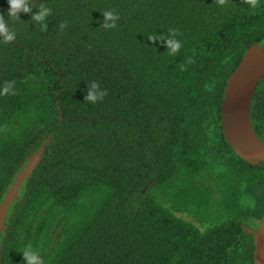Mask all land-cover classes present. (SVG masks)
<instances>
[{
    "label": "trees",
    "instance_id": "trees-1",
    "mask_svg": "<svg viewBox=\"0 0 264 264\" xmlns=\"http://www.w3.org/2000/svg\"><path fill=\"white\" fill-rule=\"evenodd\" d=\"M40 4L46 30L21 13L16 40L0 43V90L13 85L0 94V207L42 150L8 208L0 264H25L27 244L44 264H255L264 164L230 145L221 105L245 51L264 44V0ZM169 29L173 56L148 39ZM92 82L107 90L95 104ZM251 119L264 141V77Z\"/></svg>",
    "mask_w": 264,
    "mask_h": 264
},
{
    "label": "water",
    "instance_id": "water-1",
    "mask_svg": "<svg viewBox=\"0 0 264 264\" xmlns=\"http://www.w3.org/2000/svg\"><path fill=\"white\" fill-rule=\"evenodd\" d=\"M264 77V44L253 42L232 72L221 105L223 132L245 161L256 166L264 163V141L256 133L251 106L256 89ZM42 150L30 157L26 168L17 176L0 207V235L10 204L17 197L20 185L38 164ZM255 264H264V213L255 231Z\"/></svg>",
    "mask_w": 264,
    "mask_h": 264
},
{
    "label": "clouds",
    "instance_id": "clouds-1",
    "mask_svg": "<svg viewBox=\"0 0 264 264\" xmlns=\"http://www.w3.org/2000/svg\"><path fill=\"white\" fill-rule=\"evenodd\" d=\"M216 2L219 6H223L226 3V0H216ZM259 2L260 0H244V3L249 5L252 10L257 8ZM7 3L9 7L6 14L0 13V43L9 44L16 40L17 33L13 25L21 21V13H32L31 20L34 23L40 24L41 30L47 29V18L52 14L51 8L45 6L44 4H40L37 11L33 12V0H7ZM117 19H119V17L113 11L103 12L102 27L104 29H114L116 27ZM65 26L66 25L63 23L60 25L61 28H64ZM179 35L180 33L177 29H169L167 34H153L150 35L148 39L149 41H161L164 43L168 54L173 56L178 54L182 47V41L177 39ZM181 70H183V65L181 66ZM10 93H13V85L9 82L3 86L2 90H0V94ZM106 95V89H102L99 84L92 82L88 87L87 95L84 100L95 104L102 101ZM261 164L263 165L264 163ZM23 170H21L20 173ZM21 186L22 185H20V188ZM17 194H19V191ZM21 252L25 264H44V259L40 255V250L34 249L31 244L25 245Z\"/></svg>",
    "mask_w": 264,
    "mask_h": 264
},
{
    "label": "rangeland",
    "instance_id": "rangeland-1",
    "mask_svg": "<svg viewBox=\"0 0 264 264\" xmlns=\"http://www.w3.org/2000/svg\"><path fill=\"white\" fill-rule=\"evenodd\" d=\"M216 196H217V194H216ZM185 217H187V216H185ZM255 221H260L259 219H255Z\"/></svg>",
    "mask_w": 264,
    "mask_h": 264
},
{
    "label": "flooded vegetation",
    "instance_id": "flooded-vegetation-1",
    "mask_svg": "<svg viewBox=\"0 0 264 264\" xmlns=\"http://www.w3.org/2000/svg\"><path fill=\"white\" fill-rule=\"evenodd\" d=\"M252 107V106H251ZM253 123V122H252ZM254 127V126H253Z\"/></svg>",
    "mask_w": 264,
    "mask_h": 264
}]
</instances>
